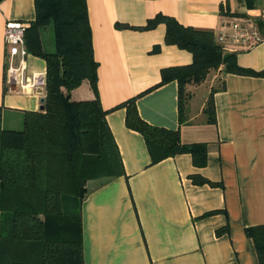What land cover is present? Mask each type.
<instances>
[{"label":"crops","instance_id":"0c3cea01","mask_svg":"<svg viewBox=\"0 0 264 264\" xmlns=\"http://www.w3.org/2000/svg\"><path fill=\"white\" fill-rule=\"evenodd\" d=\"M99 93L125 174L91 180L82 205L85 264H260L248 228L264 226V77L212 71L186 87L180 124L179 83L163 72L192 65L193 53L166 43L167 27L142 30L158 14L184 27L210 31L218 42L224 23L264 18V0H87ZM35 0L0 3V106L5 130H22L42 97L9 92L4 35L8 21L35 20ZM53 25L41 29L44 34ZM54 32V30H53ZM55 41V38H54ZM55 48V42H54ZM235 54L239 66L264 71V41ZM29 74L46 62L29 53ZM213 94L214 118L205 113ZM74 101L93 100L85 80ZM137 98L142 119L180 130L185 145H204L206 164L191 153L157 164L142 134L126 125L122 105ZM202 177L214 185L196 184Z\"/></svg>","mask_w":264,"mask_h":264},{"label":"trees","instance_id":"16d2710c","mask_svg":"<svg viewBox=\"0 0 264 264\" xmlns=\"http://www.w3.org/2000/svg\"><path fill=\"white\" fill-rule=\"evenodd\" d=\"M3 0H0V3ZM242 1V0H241ZM35 20L27 23L28 52L46 62L45 109L27 112L24 129L5 130L0 106V264H85L82 205L87 183L125 174L123 160L107 122L99 93L98 68L87 0H35ZM264 39V18L256 21ZM167 27L166 43L193 53L192 65L165 70L163 81L179 83L180 124L190 98L189 84H201L219 68L226 73L264 77L224 52L210 31L184 27L158 14L142 30ZM53 25L55 50L44 49L41 29ZM87 80L93 100L74 101L73 90ZM126 125L145 138L152 164L191 153L206 164L204 145H185L180 130L152 126L140 116L137 98L126 101ZM205 113L214 118L213 94ZM196 184L214 185L202 177ZM9 228L2 233V218ZM264 264V226L248 228Z\"/></svg>","mask_w":264,"mask_h":264},{"label":"built area","instance_id":"2783aa9c","mask_svg":"<svg viewBox=\"0 0 264 264\" xmlns=\"http://www.w3.org/2000/svg\"><path fill=\"white\" fill-rule=\"evenodd\" d=\"M25 22L8 21L4 40L8 49L6 85L9 92L46 96V73L27 72V58L29 52L26 46ZM264 41L263 35L256 21L233 19L224 23L218 33V42L224 52H236L242 49H251Z\"/></svg>","mask_w":264,"mask_h":264},{"label":"rangeland","instance_id":"374dc122","mask_svg":"<svg viewBox=\"0 0 264 264\" xmlns=\"http://www.w3.org/2000/svg\"><path fill=\"white\" fill-rule=\"evenodd\" d=\"M54 32L53 27L51 26L47 33L44 34V44H45V51L46 52H53L55 50L54 48ZM43 97V96H40ZM24 128H22L23 130ZM20 131V130H18ZM10 216V214H4L2 218V233L6 234L9 228V222H7V217Z\"/></svg>","mask_w":264,"mask_h":264},{"label":"water","instance_id":"95a60500","mask_svg":"<svg viewBox=\"0 0 264 264\" xmlns=\"http://www.w3.org/2000/svg\"><path fill=\"white\" fill-rule=\"evenodd\" d=\"M45 98H42L41 99V107H40V110H44L45 109Z\"/></svg>","mask_w":264,"mask_h":264}]
</instances>
